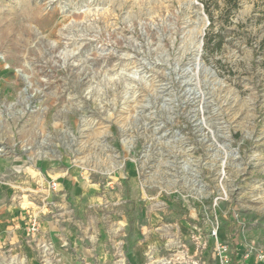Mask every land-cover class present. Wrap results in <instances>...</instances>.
I'll use <instances>...</instances> for the list:
<instances>
[{
  "label": "rangeland",
  "instance_id": "374dc122",
  "mask_svg": "<svg viewBox=\"0 0 264 264\" xmlns=\"http://www.w3.org/2000/svg\"><path fill=\"white\" fill-rule=\"evenodd\" d=\"M174 227L264 264V0H0V264L171 259Z\"/></svg>",
  "mask_w": 264,
  "mask_h": 264
},
{
  "label": "built area",
  "instance_id": "2783aa9c",
  "mask_svg": "<svg viewBox=\"0 0 264 264\" xmlns=\"http://www.w3.org/2000/svg\"><path fill=\"white\" fill-rule=\"evenodd\" d=\"M59 187L60 186L57 182H53L51 184V189L57 190ZM174 230L176 234L173 235L172 237L175 242L173 244H170V248H169L171 250H174V257H172L171 259H166L165 257H157L156 250L150 249L147 253L146 264H207L206 261H203L202 257H198L197 259L191 258V256L187 252L184 254L186 258H181L182 254L180 255V253L183 252L185 245L182 244V242L178 238L179 230L176 229L175 227H174ZM28 232L32 235H38L42 233L39 221L35 216L30 221ZM210 235L216 239L218 238V234L215 229L211 230ZM37 245L41 249L42 255L44 257H47L48 255H51V254H55L56 252L54 242L49 237L41 238L37 242ZM204 246H207V244ZM214 249H215V256L217 257L218 264H232L231 248L227 242L222 241L218 238ZM248 257H249V254H246L244 256V263L249 262ZM259 257H264V254L262 253L261 250L259 252Z\"/></svg>",
  "mask_w": 264,
  "mask_h": 264
},
{
  "label": "crops",
  "instance_id": "0c3cea01",
  "mask_svg": "<svg viewBox=\"0 0 264 264\" xmlns=\"http://www.w3.org/2000/svg\"><path fill=\"white\" fill-rule=\"evenodd\" d=\"M64 184L62 183L61 184V187L59 191H57L59 194L65 192L64 191ZM57 194V193H56ZM64 195V194H63ZM56 201L58 198H55ZM63 206V205H62ZM63 216V215H62ZM2 218H5L6 221H4L2 223V226L5 228L6 225L9 224L10 222V218H8V215L5 214L4 217H1ZM57 220V219H56ZM5 223V224H4ZM48 227H49V232H51L52 234L56 235L58 234V229H60L59 225L56 223V222H53L51 221L50 224H48ZM22 231V230H21ZM58 237L57 238H54L53 240L56 241L55 243H57V246H58V249L60 250L61 254H62V257L58 258L56 261H57V264L61 262V264H67L69 262V254H68V250H69V247L67 246V243H68V239H66L64 237V235H62L63 237H59V235H57ZM101 250V249H99Z\"/></svg>",
  "mask_w": 264,
  "mask_h": 264
}]
</instances>
